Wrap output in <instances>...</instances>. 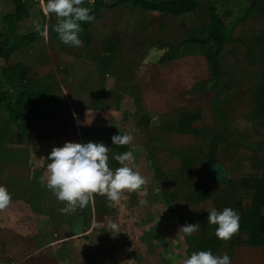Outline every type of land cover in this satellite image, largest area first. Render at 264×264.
Instances as JSON below:
<instances>
[{
    "label": "crops",
    "instance_id": "crops-1",
    "mask_svg": "<svg viewBox=\"0 0 264 264\" xmlns=\"http://www.w3.org/2000/svg\"><path fill=\"white\" fill-rule=\"evenodd\" d=\"M81 6L93 19L74 47L40 0H0V264H175L207 249L264 264V0ZM118 130L134 141L112 145ZM65 141L104 142L112 169L132 151L145 183L60 214L46 157ZM224 207L239 214L227 241L205 210Z\"/></svg>",
    "mask_w": 264,
    "mask_h": 264
},
{
    "label": "clouds",
    "instance_id": "clouds-1",
    "mask_svg": "<svg viewBox=\"0 0 264 264\" xmlns=\"http://www.w3.org/2000/svg\"><path fill=\"white\" fill-rule=\"evenodd\" d=\"M82 0H40V7L47 17L54 13L57 23L53 30L62 43L79 47L82 43L79 34L82 31L80 22L91 21V9L83 7ZM45 26V34H46ZM37 31L40 25H36ZM75 117V113H73ZM92 119V118H91ZM156 119L155 116L152 117ZM90 125L91 120L86 119ZM134 141L133 135L128 132H118L111 136L112 145H129ZM108 145L100 141H88L78 144L65 141L61 146H54L47 155L45 186L64 207L58 209L60 214L68 215L77 207L84 208L93 194L105 195L109 201L118 202L124 190L135 191L145 183L144 177L129 167L128 163L134 160L133 152L124 150L114 153L112 159L120 166L112 169L108 160ZM43 179V178H42ZM10 202V194L5 186L0 185V209H4ZM207 222L215 225L214 235L217 239L227 241L239 229V214L235 209L224 207L218 211L215 208L207 210ZM196 223L179 226L178 231L191 235L196 231ZM111 233H119V225L108 223ZM175 264H232L227 253L214 255L210 249L195 250L185 255Z\"/></svg>",
    "mask_w": 264,
    "mask_h": 264
},
{
    "label": "trees",
    "instance_id": "trees-1",
    "mask_svg": "<svg viewBox=\"0 0 264 264\" xmlns=\"http://www.w3.org/2000/svg\"><path fill=\"white\" fill-rule=\"evenodd\" d=\"M174 5H172V4H170V3H166V5H165V7H164V10H166V11H170V12H172V13H174L175 11H174V7H173Z\"/></svg>",
    "mask_w": 264,
    "mask_h": 264
},
{
    "label": "built area",
    "instance_id": "built-area-1",
    "mask_svg": "<svg viewBox=\"0 0 264 264\" xmlns=\"http://www.w3.org/2000/svg\"><path fill=\"white\" fill-rule=\"evenodd\" d=\"M11 264H14V263H11Z\"/></svg>",
    "mask_w": 264,
    "mask_h": 264
},
{
    "label": "rangeland",
    "instance_id": "rangeland-1",
    "mask_svg": "<svg viewBox=\"0 0 264 264\" xmlns=\"http://www.w3.org/2000/svg\"><path fill=\"white\" fill-rule=\"evenodd\" d=\"M262 47H263V45H262Z\"/></svg>",
    "mask_w": 264,
    "mask_h": 264
}]
</instances>
